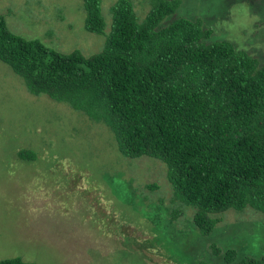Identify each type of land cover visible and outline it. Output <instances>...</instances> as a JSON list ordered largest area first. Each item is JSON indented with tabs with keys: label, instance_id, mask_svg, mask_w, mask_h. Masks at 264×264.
<instances>
[{
	"label": "rangeland",
	"instance_id": "rangeland-1",
	"mask_svg": "<svg viewBox=\"0 0 264 264\" xmlns=\"http://www.w3.org/2000/svg\"><path fill=\"white\" fill-rule=\"evenodd\" d=\"M116 1L101 0L103 16ZM132 1L141 17L151 8L149 0ZM199 8L216 41L264 65V0H182L176 16ZM0 16L11 33L61 54L88 57L104 48V35L84 30L81 0H0ZM166 173L156 158L123 157L101 122L30 94L0 62V261L225 264L213 246L238 258L264 254V214L251 208L211 214L220 220L209 235L195 227L189 208L173 221L179 203Z\"/></svg>",
	"mask_w": 264,
	"mask_h": 264
},
{
	"label": "trees",
	"instance_id": "trees-1",
	"mask_svg": "<svg viewBox=\"0 0 264 264\" xmlns=\"http://www.w3.org/2000/svg\"><path fill=\"white\" fill-rule=\"evenodd\" d=\"M149 1L143 18L132 0H117L108 17L101 0H81L84 30L105 37L103 50L88 57L25 40L0 16V62L30 94L101 122L123 157L163 162L172 202L179 203L173 221L189 208L195 227L209 235L220 220L211 214H264V65L232 42L216 41L200 8L176 16L182 0ZM212 248L225 264H264V254L238 258L235 250Z\"/></svg>",
	"mask_w": 264,
	"mask_h": 264
}]
</instances>
